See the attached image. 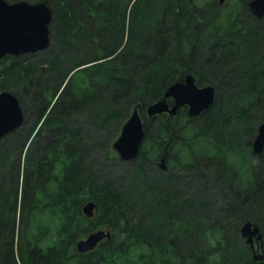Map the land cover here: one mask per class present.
<instances>
[{
    "label": "trees",
    "instance_id": "16d2710c",
    "mask_svg": "<svg viewBox=\"0 0 264 264\" xmlns=\"http://www.w3.org/2000/svg\"><path fill=\"white\" fill-rule=\"evenodd\" d=\"M27 1L53 9L56 50L0 59V92H14L23 123L33 121L0 139V264H264L241 233L250 220L264 239V147L253 152L264 15L249 0ZM188 72L218 89L217 103L196 117H148L146 106ZM137 103L145 138L118 184L107 165L93 167L78 123L105 128ZM99 229L110 237L78 253Z\"/></svg>",
    "mask_w": 264,
    "mask_h": 264
},
{
    "label": "water",
    "instance_id": "95a60500",
    "mask_svg": "<svg viewBox=\"0 0 264 264\" xmlns=\"http://www.w3.org/2000/svg\"><path fill=\"white\" fill-rule=\"evenodd\" d=\"M224 0H220L223 3ZM251 12L260 17L264 15V0H249ZM53 11L50 5L44 2L32 3L27 0L8 1L0 0V59L7 54L19 55L26 52H37L48 48L51 44L50 23ZM173 98L174 103L169 99ZM217 99L214 85L199 86L196 77L188 73L184 79L177 80L167 86L162 98H159L146 107L148 117L160 113L175 115L180 107L188 105L189 115L198 116ZM25 121V113L18 96L10 91L0 92V139L10 131L19 128ZM145 138V122L136 106L122 127L121 133L114 142V147L121 159L130 161L139 155ZM264 147V121L258 126L253 141V152L259 154ZM161 168H166L165 157L162 158ZM96 203L91 200L83 205L82 211L88 217L94 215ZM241 233L246 242L254 246V240H262L263 234L259 226L247 220ZM110 237V231L104 229L92 231L85 238L77 241V249L81 253L93 250L104 238ZM263 252L256 253L254 258L262 260Z\"/></svg>",
    "mask_w": 264,
    "mask_h": 264
},
{
    "label": "rangeland",
    "instance_id": "374dc122",
    "mask_svg": "<svg viewBox=\"0 0 264 264\" xmlns=\"http://www.w3.org/2000/svg\"><path fill=\"white\" fill-rule=\"evenodd\" d=\"M11 2H14V1H11ZM229 7H230V9H233V6L229 5ZM52 11H53V9H52ZM249 12H251L250 9H249ZM49 27H50V31H51V23H50ZM44 50H46V51L44 53H42V58H48L49 55H51V53L55 52L56 45L52 44L48 48H45ZM37 52H39V51H37ZM34 53H36V52H34ZM34 53L26 52V53H22V54H19V55H21V56L25 55V56H27V58L29 60L33 61L36 58V54H34ZM217 91H218V89H217ZM26 97L27 98L24 99V102H25L26 105L30 106L32 101L30 100V97H29L28 93L26 94ZM21 105H22V103H21ZM136 106L140 109L141 104L137 103L133 107V109L130 110L128 117L121 116L119 121L116 120L115 122H113L112 124H110L109 126H107L105 128L95 127L89 120H87L88 118H84V117H83L84 120H80L81 122L78 123V125H79L78 128L81 130V133L84 136H86V138H87V146L89 148L88 149L89 158L92 159V161H95V160L98 161L97 164L94 165L93 167L96 169L97 167H101V166L105 167L107 165V167H106L107 175L113 176L115 182L118 183V184H121V183L124 184V183L127 182L129 176H131L130 169L135 164H134V160H130V161L133 162V163H130V164L129 163H127V164L122 163V162H129V161H126V160H123V159L120 158L116 148L114 147V142L119 137L123 125L125 124V122L129 118L131 113L134 111ZM121 107H123V106L121 105ZM22 108H23V111H24L25 116H26V111L24 110L25 108L23 107V105H22ZM27 114H28V111H27ZM31 122H33V121L30 120V122H28V123H23V125H22V127H23L22 131L23 132H26V130H28L29 123L31 124ZM107 153H109V155L111 157H113V159H110L111 157L107 158L106 157ZM106 159L110 160V161L111 160H115L117 163L115 162L114 166L112 164H106V162H105ZM211 191H212L211 192L212 195L216 196L215 201L219 204V206L221 204H224V200H223V198H221L222 193L221 192H217V190H215V189L214 190L211 189ZM262 242H263V245H264V239L262 240ZM258 251L259 252H264L263 247L262 248H258Z\"/></svg>",
    "mask_w": 264,
    "mask_h": 264
},
{
    "label": "flooded vegetation",
    "instance_id": "af4514ba",
    "mask_svg": "<svg viewBox=\"0 0 264 264\" xmlns=\"http://www.w3.org/2000/svg\"><path fill=\"white\" fill-rule=\"evenodd\" d=\"M187 74H188V73H186L183 77H181V78L178 79V80H182V79H184V77H185ZM193 74H194V73H193ZM194 75H195V77H196V84H198L199 86H205V85H210V84H211V83H210V84H201V83H199V82H198V79H197V75H196V74H194ZM212 85H213V84H212ZM215 88H216V87H215ZM216 91H217V88H216ZM217 95H218V91H217ZM217 100H218V99H216L215 103H217ZM169 101H170L171 104L174 103V99H173V98H170ZM212 105H213V104H212ZM182 109L187 110V113H188V115H189V107H188V105H184V106L180 107L179 110L181 111ZM180 111H179V112H180ZM204 111H205V110H204ZM258 243H259V241L255 240V246H252L251 244H250V245L252 246L253 249H255V248L258 249V247H262V246L259 245ZM77 252H78V251H77ZM78 253H80V252H78Z\"/></svg>",
    "mask_w": 264,
    "mask_h": 264
},
{
    "label": "bare ground",
    "instance_id": "6f19581e",
    "mask_svg": "<svg viewBox=\"0 0 264 264\" xmlns=\"http://www.w3.org/2000/svg\"><path fill=\"white\" fill-rule=\"evenodd\" d=\"M210 106H211V105H210ZM210 106H209V107H210ZM207 109H208V108H207ZM207 109H206V110H207ZM206 110H205V111H206ZM20 126H21V124H20L18 127H20Z\"/></svg>",
    "mask_w": 264,
    "mask_h": 264
}]
</instances>
